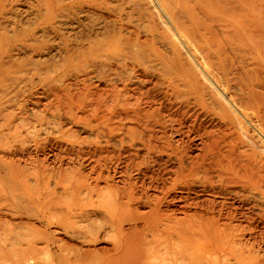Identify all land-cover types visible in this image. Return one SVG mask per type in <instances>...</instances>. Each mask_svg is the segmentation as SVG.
Masks as SVG:
<instances>
[{
  "label": "bare ground",
  "instance_id": "6f19581e",
  "mask_svg": "<svg viewBox=\"0 0 264 264\" xmlns=\"http://www.w3.org/2000/svg\"><path fill=\"white\" fill-rule=\"evenodd\" d=\"M101 1L42 0L38 5L39 14L44 12L42 17L45 18L46 27L37 32L13 30L11 35L6 26L5 29L0 27V120L4 116L3 121L9 124L12 121L10 114L15 115L14 111L21 105L25 110L23 104L26 93H29V87H33V82L38 81L45 93L47 91V95H52L58 107L80 111L82 116L91 118L90 123L93 125H88L92 127L93 135L90 136L96 135L98 139L93 140L92 137L90 140L95 144V149L90 148L92 156L94 153L95 157L109 158L110 148L106 149L103 144L114 143L118 148L116 157L119 162L125 160L124 167L128 176L131 174L130 169L140 173L154 168V165L160 168L163 162L167 168L166 173L163 166L161 169L165 174L168 172L165 176L168 177L162 176L165 178L163 183L156 187L154 194H148L141 191V188L139 191L137 182L130 177L127 186L115 188L110 185L102 192L103 188L100 191L98 184L94 186L89 183L90 178L84 175L85 172L68 171V168L65 169L67 173L60 177L62 184L52 179L49 171L42 169L34 170L35 173L26 170L20 174L17 170L23 168L15 169L13 162L16 165L20 163L11 157L12 168L6 172L7 162L10 161L7 155L18 144L24 147L30 139L16 133L4 138L0 133V170L5 173L0 182L1 206L18 213L23 209L24 201H36L45 212L70 219L71 224L76 225L74 229L82 225L84 227V224L91 226V220L88 221L91 210H99L100 214L103 212L101 215L104 214L105 223L99 227V231L109 226L108 230L116 238L113 261L105 264H264V230H260L257 225L258 220L264 223L263 0H169L168 3L164 0H110V3L104 0L106 3L100 6ZM122 3L132 4V11L125 13L127 19L137 22V25L143 22V26L145 22L142 19H145L148 22L145 24L148 27L146 30L143 27L140 32L124 31L116 26V29L103 34L91 35L92 32L85 30L83 24V29H79L76 34L78 37H74L73 33L69 35H73L71 40L63 32L65 29L62 26L68 23V20L63 19L72 10L104 18L105 13L102 15L98 12L101 8L105 10L104 7L113 6L115 9L123 6ZM128 8L130 10V6ZM48 24H53L52 29ZM49 33L55 38L60 37L57 48L61 65L52 74L41 73L39 70L32 73L22 69L25 65L34 64L36 49H41L42 44L49 42ZM19 45L32 54L25 52L24 58L20 59ZM92 78L107 84L110 90H106L110 93L107 92L106 96L112 97L114 106L109 108L107 104H101L95 97L101 94L97 90L83 93L80 88L79 94H72L71 88L75 85L71 80L86 81ZM86 89L88 87L83 90ZM81 94L85 95L88 102L81 100ZM82 116L77 117L75 123L80 124ZM3 121H0V128ZM16 121L22 120L17 118ZM51 125L46 126L51 129ZM58 133L64 137L66 135L62 128ZM66 136L70 138L72 135ZM74 136L70 140L74 142L73 148L85 143V134L84 139L83 136ZM81 149L78 151L82 154ZM26 153H29L28 150ZM52 185H59V191L52 190ZM35 188L40 189L38 193H35ZM25 190L28 192L27 198L19 192ZM178 190L186 194L183 198L187 208L195 204L190 199L192 192L208 196L200 202L201 211L166 208L165 205L173 200L169 201L171 193L176 194ZM62 194L64 196L61 197ZM103 198L106 200H100ZM235 200L240 202L239 206L235 205ZM137 204H142L145 212H139L135 206ZM244 208L249 209V212H245ZM2 212L3 209L0 210V223L4 222ZM27 213L28 221L19 222L24 224L28 232H33L36 227L31 223L32 217L40 218L39 221H44L45 217H42L43 212L40 211ZM241 217H244L245 224L240 220ZM10 220L8 223L13 225ZM45 224L47 228L53 226L48 220ZM91 229L90 232L94 229L97 231L96 228ZM15 235L20 236L18 233ZM29 237H13L11 242L20 247L25 246L20 264L35 261L33 250L36 246L33 236ZM11 239L12 235L0 236V244ZM4 246L1 245V251ZM78 251L76 254L81 253ZM4 260L2 256L0 264H5Z\"/></svg>",
  "mask_w": 264,
  "mask_h": 264
},
{
  "label": "rangeland",
  "instance_id": "374dc122",
  "mask_svg": "<svg viewBox=\"0 0 264 264\" xmlns=\"http://www.w3.org/2000/svg\"><path fill=\"white\" fill-rule=\"evenodd\" d=\"M26 1H27V3H26ZM33 1H35V2L33 3ZM164 1H165V3H168L169 2V0H164ZM28 2L30 4H32L33 7L31 5H29ZM39 2L42 3V0H31V1L30 0H21V1L20 0H0V27H1V29H5V26H6L7 31L9 32V35H11V33L13 32V30H17V31L18 30H20V31H22V30H28L29 32L31 30H34L35 32H37L38 29L43 28V27H46L45 18L42 17V14L44 12L41 11L42 14H39V8H40V6L38 7ZM107 2L110 3V0H107ZM122 2H123V0H122ZM100 3H101L100 4V6H101V5L105 4L106 2H104V0H102ZM124 4L122 3V5L124 7L123 6H119V7L117 6V7H115V9H113V6H112L111 8L115 12L113 10H111V8H105L104 7L105 10H103L101 8L100 11H98V12L100 14H102V15L105 13L104 15L106 17L107 16L110 17V18L107 17V19H106V17L101 18L100 15H92V14H88V13H83L82 14L81 11H79V10H76V9L74 11L72 10L73 12L71 11V13L68 14L67 18L64 17V19H63V20H68L67 25H65V26L63 25L62 26L63 29H65V31L63 30V32H66L67 39L69 38L71 40L73 38L71 36H73V35H74V37L77 36L76 34H77L78 30L79 29H83V27L81 26L83 24H84L83 26H84L85 30H88V31H91L92 32L91 35H93V33H95V34L96 33L103 34L102 32H108L109 30L116 29L117 27L118 28H121V30H124V31L125 30L126 31H132V32H134V30L140 32V31L143 30V27H145V30H146L148 27L145 26V24H147L148 22L145 19H142L145 22L144 26H143V22H142V24L140 23L142 25V27H140V24L137 25L136 24L137 22L134 23L135 21H132V20L129 21L127 19L128 18V15L126 17L125 16V13H126V11H132V9H131L132 8L131 7L132 4H130V5L125 4L126 6ZM263 5H264V0H263ZM129 6H130V10L128 8ZM121 7H123V8H121ZM33 11L34 12L36 11V12L34 13ZM82 11H84V9H82ZM32 12L34 14H36L37 16H35ZM68 17H70V18H68ZM86 17L89 18V19H87ZM95 17H96V19H95ZM32 18H34V19H32ZM84 18L86 19L85 21H84ZM28 20H29V22H28ZM34 20L36 22H33ZM39 20H40V22H37ZM99 20H100V22L102 24L99 22ZM102 20H104L105 23ZM110 21L112 23H109ZM103 23H104V25H103ZM30 24H33V25H30ZM68 24L70 26H68ZM99 24H100V26H99ZM111 25L113 27H110ZM126 26H128V27H126ZM131 26H133V27H131ZM48 27H50V28L53 27V24H48ZM54 27L56 28L57 26H54ZM72 28H73V30H72ZM100 28H102V29H100ZM66 29H67V31H66ZM68 30H71V32L68 31ZM101 30H103V31H101ZM72 33H73V35H71L69 37V35L72 34ZM52 35L53 34L49 33V35H48L49 36L48 37L49 42L46 41L47 43L45 42L44 44H42L41 45V49H39V48L36 49V54L33 56L34 64H30L29 66L28 65H25V66L22 67V69H27L29 72H32V73H34L37 70H39L41 73L44 72L45 74H52L53 71H54V69H56L58 65H61L62 60L59 61V59H60V52L58 51V48H57V43H59V41H58L59 40L58 39L59 36L55 38L54 35L53 36ZM54 39H56V40H54ZM86 43L87 42L85 41L84 44H86ZM83 47H86V45H83ZM17 48L20 50V52H19L20 53V56H21L20 59H23L24 58V55H26V53L29 52V51L25 50L24 47H21L20 45L17 46ZM50 48H53V49H50ZM14 53H17V51H15ZM29 53L32 54V52H29ZM41 53L43 54L44 57L42 56ZM47 59L50 61V63H48L49 61ZM40 61H41V63L38 64V62H40ZM41 69H42V71H41ZM92 79L93 80H86L87 82L86 81H82V80H79V81H75L74 82V80H71V83H74L73 86L75 85V87H72L71 88L72 94L73 93L79 94L80 88L83 91V93L86 92V91L92 92L93 90L94 91L97 90V93H101V94H98L99 96L97 95L95 97H96L97 100H99V102L101 104L105 103L103 105H106L107 104L109 108L112 107V106H114L115 104L114 103L112 104V100H113L112 97H107L106 96V93L107 92L110 93V91H107V90H110L109 87H106L107 84H105V82H103L102 80H99V79H96L95 80L97 82L96 83L94 81L95 78H92ZM90 81H93V82L91 83ZM37 82L38 81H34L33 82V87H29V90L30 91H29V93L28 92L26 93L25 103H24L23 100L21 101V104L24 103L23 105H25V110L23 109V107L21 105L19 107V109H17V110L14 111L15 112V115H13L14 113L13 114H10V117L12 118V121L9 124H7V122L3 121V118L5 119L4 116L0 120V121H3L2 122V125L3 126L0 128V133L2 134V137L6 138V137H9L11 135V133H16L17 135L22 134L23 136H26V137H28L30 139L24 147H20V144H18V145L15 146V149L10 154L7 155V157H9L10 161L7 162L9 164L7 165L8 169L6 170V172H10L9 169L12 168L10 166V163L13 162V159H14L15 161H17V162L20 163V165H16L13 162L14 168L15 167L16 168H18V167L23 168L20 171L17 170V172H19L20 174H22V172L24 173L26 170H28L27 172H34V170L35 171L36 170L37 171H42V170L44 171V170H46V171H49V174L51 175V178L52 179L57 180L59 183L62 184V182H61L62 179L60 177L65 174V172H66L65 169L68 168L69 169L68 171L74 170V171H77V172H79L81 174H83L85 172L84 175H86L88 178H90L88 180L89 183L90 184L93 183L94 186H97V184H98L97 187H98V189L100 191L102 190V188L104 190V188L110 187V185L113 186V187H115V188H117L118 186L119 187H121V186L123 187L125 185L127 186L128 177H130L131 180L133 179V181H136L137 182V189L139 191H140V188H141V191L147 192L148 194H154V192L156 191V187L160 186L163 183V178L166 175H168V172H167V174H165L166 171H167L166 170L167 168H165V166L163 165L164 164L163 162L160 163L161 165L158 164V165L161 166L160 168L157 165H154L153 166L154 168H152L150 170H147L146 169V170H144L143 172H140V173L137 172L134 169H130V173L131 174H129V176H128L127 173L125 172L126 169L124 167L125 166V163H124L125 160H123L124 162H122V161L119 162L118 158L116 157L117 156L116 151H117L118 148L115 147L114 143L111 144V145L110 144L109 145L103 144L104 147H107L106 149L110 148L109 149V151L111 152L110 155L112 157H114V158H112L110 156L112 160L110 159V157L109 158H99V157H95L94 156V153H93V156H92V151H91L90 148H92V150L95 149L94 148L95 147V144L92 143L90 140H91L92 137L94 138L93 140H95V139L98 140V139L95 138L96 135L95 136H90V135H93V134H91L92 127L88 125V124L93 125L92 122L90 123V119L91 118L90 117L88 118V117L82 116V114H80L81 113L80 111H74V110L71 111L70 109H67V110L62 109V108H64V106L58 107L57 106L58 104L55 103V99L53 101L52 95L51 94H50L51 96L47 95L48 92L46 91V93H45V91L43 90V86H41V83L39 84V82L38 83ZM85 82H86V84H85ZM102 82L105 85L102 84ZM93 83L95 85L92 86L91 84H93ZM99 84H100V87L98 86ZM87 85H89V86H87ZM120 86H122V85L120 84ZM86 87H88V89L83 90ZM102 88H103V90L104 89L105 90L107 89V90L106 91H103ZM74 89H76L75 92H74ZM82 91H81V93H82ZM41 92H43V94ZM103 92H105V93H103ZM30 94H32V95H30ZM111 95H112V93H111ZM50 98H52V99H50ZM84 98H85V95L84 94L83 95L81 94V100H85L86 101L87 98H85V99ZM99 98L100 99L103 98V99L100 100ZM37 99L39 100V102L37 101ZM110 101H111V103H109ZM87 102H88V100H87ZM62 105H64V104H62ZM45 106H46V108H45ZM50 110H52V111H50ZM25 111H26V113H25ZM65 112L71 113V114H68L67 115V113L65 114ZM20 113H22V114H20ZM51 113L52 114L54 113V114L53 115H50ZM60 113H62L64 115H62ZM47 114H49V115H47ZM77 114H79V115H77ZM30 115L32 117H30ZM69 115H71V116L69 117ZM40 116H42V120H41V117ZM49 116H51V117H49ZM79 116L80 117L82 116V120H81V123L80 124L79 123H75V121H74ZM46 117H48V118H46ZM65 117L67 119H65ZM17 118H18L19 121H21V120L23 121L25 118L26 119L22 123V121L21 122L16 121ZM28 119H30V120H28ZM84 119H86V120L88 119L89 121L86 122V120H84ZM31 120H33V121H31ZM52 120H54L55 122L52 121ZM47 121H49V122H47ZM62 121H63V123H62ZM48 124H49V126L52 124L51 127L52 126L53 127L50 129L49 126H46ZM55 124L59 128H57ZM43 125H44V128H43ZM35 127H36V129H35ZM46 128L48 130H46ZM53 128H54V130H53ZM60 128H62L64 131H66V135H72V136H70V138H69V136H66V135L64 137L63 134L62 135H59L60 133H58V132H59ZM32 129H34V130H32ZM43 129H45V130H43ZM84 129H85V131H84ZM52 130H53V132H55V131L56 132L53 133ZM30 131H31V133H30ZM86 131H88V132H86ZM42 132H43V134H42ZM27 133L28 134L30 133V134L28 135ZM75 134L78 137L80 136V138L83 136L82 137L83 139L86 136V138L84 139L85 143L83 145H81V146L75 145V146H77V147H75L77 150L75 148H73L74 146H73L72 143H74V142H70V140L73 139V136ZM84 134H85V136H84ZM95 134H96V131H95ZM88 136H90V137H88ZM87 137H88V139H87ZM51 139H53V140H51ZM1 142H4V140H2ZM93 145H94V147H93ZM83 147L85 148V150L83 149ZM80 149H81L82 154L78 151ZM86 149H88V150H86ZM17 150H18V153H17ZM27 150H28L29 153H26ZM63 150H64V152H63ZM71 150H72V152H71ZM82 150H84L85 152L82 151ZM86 151H87V153H86ZM88 151H89V153L90 152L91 153L89 154ZM0 153H1V149H0ZM84 153H86L87 155L84 154ZM17 154H19V155H17ZM29 154H32V155H29ZM82 156H84V157H82ZM10 157L13 158L12 161H11V158ZM70 157H71V159H70ZM76 157H77V159H76ZM62 158H63V160H62ZM115 158L118 160V163H117V161H116ZM96 159H97V161H96ZM98 159H100V160L98 161ZM29 161H31V163ZM44 161H46V162H44ZM108 161H110V162H108ZM122 163H124V164L121 165ZM78 164H80V165H78ZM103 164H105L106 166H104ZM43 165L45 166V169H44ZM22 166H24V167H22ZM162 166H163V168H162ZM26 168H29V169H26ZM71 168H73V169H71ZM161 168L164 169L165 173H164V171ZM56 173H58V174H56ZM61 173H62V175H61ZM8 174L12 175V173H8ZM54 174H56V175H54ZM3 175L5 176L4 171L3 170H0V182L4 178ZM56 176H57V178H56ZM104 176L107 177L108 179L107 178H104ZM162 176H164V177H162ZM125 177L127 178V180H125L126 179ZM167 177H165V178H167ZM15 178L16 177L14 176V179ZM17 178H20V175H17ZM101 179H103V180H101ZM161 180H162V182H161ZM123 181L125 183H123ZM105 186H107V187H105ZM0 188H1V185H0ZM51 188H53L52 190H55L56 189L57 191H59V189H58L59 188V185L53 186ZM39 190L40 189L35 188V193H38ZM103 190H102V192H105L106 189L104 191ZM196 190H199V189L197 188ZM19 192L21 193V195L23 197H25V198L28 197V192L26 190L25 191H19ZM176 192H178V193H176ZM176 192H175L176 194L171 193V196L172 197L169 198V201L172 198H173V200H171L168 204H166L165 207L166 208L169 207L170 210L176 209L178 211H182L181 209L184 210V208L185 209L187 208L186 207V204L187 203H186V201L183 198V197L186 196V194L183 193L181 190H178ZM80 195H82V194H78L77 196H80ZM57 196L60 197L59 194H57ZM62 196H64V195L62 194L61 197ZM106 198H108V196H106ZM106 198H103V199H100V200H106ZM206 198H208V196L202 195L199 192H192L190 194V199H192L195 202V204L193 205V207L187 208V210H190L192 212L201 211V207H200L201 204H200V202H203L204 199H206ZM97 202H95V205H98V204H96ZM238 202H239L238 200H235L234 201L235 205L239 206L240 205L239 204L240 202L239 203ZM8 206H9V204H8ZM135 206H136L137 210L139 212H141V213L145 212V210H146V209H144V207H143L142 204H137ZM22 207H23V209L19 210V212H18L19 214H18V213H15L13 211L8 210V208L6 206H1V204H0V210L3 209L2 214H3V221H4V222L1 221V223H0V236L5 237V236L8 235L9 237H11V235H12V239L9 242H7V243L6 242H3L2 244H0V247H1V245H5L4 247H2V251L0 250V258L2 256L4 257V259H5L4 261L6 262L5 264H20L21 263L20 262L21 261V255H22L21 253L25 252V250H26L25 249V246H21L20 247V246H18V244H16V245L15 244H12L11 242L13 241V237H16V238L17 237L18 238H25L26 236L29 237L31 235L34 238L33 242H34V244L36 246V248H34V250H33V251H35V261H32L31 264H57L56 262H58V264H77V262L79 260H80L79 261V264H105L106 262L109 263V262L113 261L112 256H113L114 250H115L116 238L114 237L113 233H111V230H108V229H110L109 226L107 227V229H105V230L102 229V230L99 231V227L102 226V224L105 223V221H103L104 220L103 219V215L104 214L101 215L103 212L100 214L99 210H91V211L88 210V211H90V215H91V217H90V219L88 221L91 220L93 222L92 223L90 221V224L89 225H91V226H87L86 224H84V227L82 225V226L74 229L73 227H75L76 225L71 224V222H70L71 220L70 219H67L66 220L65 218L64 219L63 218H60V214H58V215L57 214L52 215L48 211L45 212L43 206L41 204H39L38 202H36V201L31 203L29 200H26V201H24ZM28 207L31 208V209H29ZM25 209H26L27 212H30V213H31V211H40V213L43 212V214L41 213V215H42V217L43 216L45 217V220L44 221H42V220L39 221L40 218L38 219V218L32 217L31 223L35 224L33 227H36V229L33 230V232H28V229H24V226H23L24 224H21L20 223L21 221H23V222L28 221V218L29 217H28V213L25 211ZM248 210L249 209H245L244 211L245 212H249ZM95 211H96V214L97 215L95 214ZM254 212H258V211L254 210ZM95 216H97L98 219ZM42 217H41V219H42ZM241 218H240V220L241 221L243 220L242 223L245 224L244 217H241ZM8 220H10L9 222H12L14 224L17 223V225H14V224L11 225L10 223H8ZM47 220L50 221V222H52L53 223V226L47 228V224H45L47 222ZM257 225H258V227H259L260 230H264V227H263L264 223H263V221L258 220L257 221ZM259 225H261V226H259ZM85 226H86V228L87 227L88 228L86 229ZM2 227H6V228H4V230H2ZM65 227L68 228V229H65ZM92 227H93V229L96 228L97 231L94 229L93 232L92 231L90 232L89 230ZM93 229H91V230H93ZM14 231H16V233H18L21 237L18 236V235H15L16 233ZM85 231H86V233H85ZM107 232H109V233H107ZM28 233H30V234H28ZM24 235H25V237H24ZM29 238H31V237H29ZM8 247H10V248H8ZM77 250H79L78 252H81V253L76 254V251ZM28 251H30V250H28ZM203 263L204 264H215V262H203ZM220 264H224V263L221 262ZM230 264H239V263H237V262H230Z\"/></svg>",
  "mask_w": 264,
  "mask_h": 264
}]
</instances>
